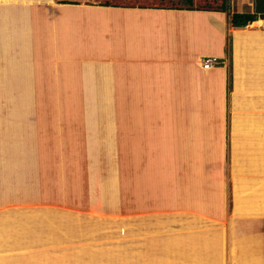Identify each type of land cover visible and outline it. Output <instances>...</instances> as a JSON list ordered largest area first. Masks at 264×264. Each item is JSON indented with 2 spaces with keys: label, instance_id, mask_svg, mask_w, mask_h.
Returning <instances> with one entry per match:
<instances>
[{
  "label": "crops",
  "instance_id": "0c3cea01",
  "mask_svg": "<svg viewBox=\"0 0 264 264\" xmlns=\"http://www.w3.org/2000/svg\"><path fill=\"white\" fill-rule=\"evenodd\" d=\"M259 4L230 0V12L247 7L258 15L234 27L219 11L0 0V217L15 224V235L45 239L46 196L37 190L48 185L41 175L48 165L67 173L76 166L78 174H86L88 165L81 181L92 186L87 200L99 199L100 212L137 203L149 214L168 216L176 203L191 200L188 190H176L183 175L188 189L200 174L203 184L195 185L215 191L228 171L226 155L233 166L247 151L264 156L256 149L264 133V2ZM93 10L104 11L109 29L102 36L98 28L90 35L82 27ZM156 22L169 28L153 38ZM175 25L181 37L170 28ZM205 56L222 64L204 69ZM257 174L264 187V174ZM231 175L238 179L235 170ZM69 191L65 200H78ZM259 194L251 212L264 211V190ZM34 219L45 222L32 229ZM238 219H232L228 237L231 252L241 251L244 264L260 263L263 258L242 241ZM199 240L192 259L220 264L224 234ZM39 247L0 253V264H32Z\"/></svg>",
  "mask_w": 264,
  "mask_h": 264
},
{
  "label": "rangeland",
  "instance_id": "374dc122",
  "mask_svg": "<svg viewBox=\"0 0 264 264\" xmlns=\"http://www.w3.org/2000/svg\"><path fill=\"white\" fill-rule=\"evenodd\" d=\"M257 1L260 3L259 7L262 8L261 2H264V0ZM255 8L256 6L253 9L255 10ZM253 9L252 11H254ZM243 12L253 13L247 7ZM97 19L91 21L94 24L90 22L89 24H87L88 22L82 23V27L90 35L94 34L98 28L102 36L103 32L109 29V26L107 27L105 20L100 21L99 18ZM138 20L148 21L140 16H138ZM227 22L229 23L228 20ZM156 26H159V28L155 29L152 34L153 38L167 33L169 28H166V25L161 22H156ZM170 28L175 30V35L181 37V26L175 25ZM141 34L145 37L146 31L141 30ZM35 55L37 54H32L33 57ZM21 67L23 68L24 66L21 65L19 68ZM258 127L261 128L262 126ZM256 141V149L261 147L264 151V133L258 136ZM261 143L262 145H260ZM247 153L248 151L245 154L238 155V158H236L237 165L235 164L234 166L230 154H228L229 157L226 155L223 161L224 163L228 162L225 168L228 171L227 174L222 173L223 177L220 180L222 183L221 189H218L219 183H217L215 191L210 188L201 189L200 187L203 183L200 174H197L198 178L193 180L194 185L189 181L190 187L188 189L185 184L187 178L183 175L176 190L177 188H180L182 192L188 190L187 193L191 200H187L189 201L187 202L183 199L186 203L182 206L176 203L173 213L174 216H179L181 214L180 211H184L183 215L189 218L185 226H168L169 222H165V220L158 223V219H164L166 215L149 214L142 209L143 206L135 205L137 203L130 207H125L124 203H122L123 206L118 205L122 209L119 214L113 213L114 211H119L118 206H115L114 209L100 212L96 209L99 199L96 200L95 204L87 200L88 195L92 191V186H89V183L87 186V183L85 184V182L81 181L83 176H87L88 165L86 174H78L76 169L78 167L76 166H74V169L69 166L67 173L65 169L63 171L57 168L52 169L48 165L46 171L42 170L41 174L47 177L48 185L47 187L40 185L37 191L40 195L46 196L48 209L46 236L49 237L51 235L60 240L47 242L44 245V250H41V246L39 247L38 244L40 250L34 251L35 253L33 254L35 255L32 264H40V260H43V264H200L192 259L198 254L194 248L198 244H202V240H199V238L204 236L212 237L214 235L218 237L222 233L224 234L225 245L221 247L224 253L220 264H244V257H240L241 251L231 252L233 247H231L230 239H228L231 236L232 219L235 217L239 218L235 222L237 224L236 228L239 227L243 231L241 239L249 247L248 250L254 251L263 258L260 263H256V260H253V264H264V211L259 209L257 212H251L250 208L252 205L257 206L263 197L259 192L264 190V187L259 182L256 183L255 178L259 177V174H257L259 170L264 174V156L253 155L249 157ZM234 170L238 173V179L236 177L233 178L231 175ZM73 172L76 176L71 178ZM46 174L47 176H45ZM207 175L210 174L207 173ZM53 177H55V180L52 179ZM71 179L72 181H70ZM195 181L200 187L195 185ZM238 182L240 185H238ZM68 185H73L74 187L70 188ZM80 186L83 188L81 190L77 189ZM192 186L198 191H194ZM68 191L71 194L75 192L74 195H79L78 200L75 198L65 200V194ZM180 196L182 197V194ZM175 197L177 201L179 197L177 191ZM35 202L38 203V199ZM129 202L126 201V203ZM54 208H58V210L60 209L61 212L65 213L70 211L73 215H75L73 213L75 209L85 211L87 216L78 217L81 226L77 228L79 235L77 241H71V239L67 238L69 234H64V231L69 230V227L70 229L72 228L73 223L67 226L66 224L68 223H61L58 218L64 214L60 212L58 217H55L52 215ZM161 212L159 211V213ZM63 220L69 219L64 218ZM125 221H127V229H125ZM55 228H58L60 232L58 236L53 231ZM170 242L173 243V246L169 245ZM177 243L179 245H175ZM208 245L209 249L213 247L211 242ZM198 251L201 252L200 250ZM234 253L236 256H234ZM93 254L96 255L97 259H95V256H91ZM206 254L203 253V257ZM108 258L112 260L109 261ZM212 259L210 258V260ZM13 260L15 264L17 259L16 261L15 259ZM204 260L208 261V264H213L206 257ZM11 263L13 264V261Z\"/></svg>",
  "mask_w": 264,
  "mask_h": 264
},
{
  "label": "trees",
  "instance_id": "16d2710c",
  "mask_svg": "<svg viewBox=\"0 0 264 264\" xmlns=\"http://www.w3.org/2000/svg\"><path fill=\"white\" fill-rule=\"evenodd\" d=\"M60 3H87L92 5H100V6H115V7H137V8H161V9H180V10H205V11H219V12H227L229 24L234 27H244L249 23L258 19V15L255 13H244V12H234L231 13L229 11L230 8V0H56ZM230 46V43H229ZM13 208H8L7 210L11 211ZM61 210L58 208H54L53 214L55 217L59 215ZM181 214L179 216L168 215L166 218L158 219V223L160 222H169L168 226H185L187 225V220L183 215L184 211H180ZM19 213V212H18ZM64 215H61L58 220L62 223L72 224V228L64 231L68 235L67 238L71 239V241H77L79 238L77 228L80 227V217L87 216L85 212L74 210L73 214L70 211L61 212ZM46 214L48 215V209H46ZM34 215H32V218ZM67 218L69 220H63ZM186 218H188L186 216ZM16 219L25 223V220L19 215L16 216ZM23 219V220H22ZM90 219V218H87ZM200 220V219H199ZM48 221V220H47ZM177 221V222H176ZM44 220L42 221H31L32 229H39L42 227ZM176 222V224H175ZM195 222V220H194ZM10 220H5L0 217V253L7 252H22L27 251L29 248H33L35 244L41 245V248L45 247L47 242L58 241L60 239L54 238L51 235L47 237L44 236L45 239L43 241L38 242L35 239V235H28V237H17L15 235L14 228L15 224H10ZM51 231V230H50ZM53 231L57 234H60L58 228L53 229ZM61 231V236H62ZM22 236V235H21ZM11 248H14L13 251ZM19 249V250H16Z\"/></svg>",
  "mask_w": 264,
  "mask_h": 264
},
{
  "label": "built area",
  "instance_id": "2783aa9c",
  "mask_svg": "<svg viewBox=\"0 0 264 264\" xmlns=\"http://www.w3.org/2000/svg\"><path fill=\"white\" fill-rule=\"evenodd\" d=\"M221 60L215 56H205L201 58V66L204 69H210L212 67L218 66L221 64Z\"/></svg>",
  "mask_w": 264,
  "mask_h": 264
},
{
  "label": "bare ground",
  "instance_id": "6f19581e",
  "mask_svg": "<svg viewBox=\"0 0 264 264\" xmlns=\"http://www.w3.org/2000/svg\"><path fill=\"white\" fill-rule=\"evenodd\" d=\"M66 8V7H65ZM68 8V7H67ZM73 8H75V7H73ZM73 8H71V10L73 9ZM68 9H70V8H68ZM76 9V8H75ZM74 9V10H75ZM110 10H112V9H110ZM94 11V10H93ZM115 11V10H114ZM87 12V11H86ZM95 13L94 14H92L90 11L88 12V13H91V14H86V15H84V17H86V22H88L87 24H89V22L90 23H92L91 21H93V20H95V19H97V18H99L100 19V21L102 20V17L105 15L103 12L104 11H100V12H96V10L94 11ZM109 12H112V11H109ZM75 15H76V13H75ZM55 16H56V14H55ZM75 17V16H74ZM82 17H83V10H82ZM105 17V16H104ZM111 17H112V15H111ZM113 18V17H112ZM115 18V17H114ZM117 18H118V15H117ZM90 19H92V20H90ZM83 21V20H82ZM75 22H76V18H75ZM85 22V23H86ZM72 23V22H71ZM96 23H99V22H96ZM92 24H94V22L92 23ZM77 26H78V24H77Z\"/></svg>",
  "mask_w": 264,
  "mask_h": 264
},
{
  "label": "clouds",
  "instance_id": "9594fccd",
  "mask_svg": "<svg viewBox=\"0 0 264 264\" xmlns=\"http://www.w3.org/2000/svg\"><path fill=\"white\" fill-rule=\"evenodd\" d=\"M222 64V63H221Z\"/></svg>",
  "mask_w": 264,
  "mask_h": 264
}]
</instances>
